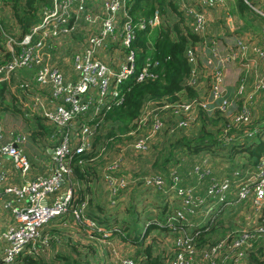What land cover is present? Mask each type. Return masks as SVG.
Masks as SVG:
<instances>
[{
	"label": "rangeland",
	"instance_id": "374dc122",
	"mask_svg": "<svg viewBox=\"0 0 264 264\" xmlns=\"http://www.w3.org/2000/svg\"><path fill=\"white\" fill-rule=\"evenodd\" d=\"M16 1L17 3L15 0H0V26L5 35L13 38L21 36V26L19 27L16 24L12 11L14 8L16 11V5L18 6V9L21 8L23 0ZM196 1L197 0H172L175 6L178 7V10L183 13L184 10L189 7H192L195 10ZM237 1L238 0H218L217 4H219V9L218 12L214 13V15H216L214 18L217 19V28H212L211 32H208L210 29L209 19L205 15L204 21L202 17L201 22L199 24L196 23L193 33L202 39L218 40L226 45H231V47H234L235 44H238L239 42L243 49L237 54V58H251V60H254L252 57L253 47L259 45L258 40L261 35V30L264 27V22L259 18L260 15L264 16V0H253V3H247L244 1L247 5L244 4V6L247 7V9H244L242 12H238L235 7L237 6ZM101 2L102 0H91L94 7L92 8L91 5H87V7L92 8L93 12H98ZM220 6H223V8ZM121 19L120 15L118 18L120 23ZM160 20L162 21L157 20L156 26L163 22V17L160 18ZM81 26L83 28H81ZM74 31H76V36L62 38L60 40V45L64 41H70L72 48L66 52V55L70 54V57L77 48L78 41L76 42V39L80 38V35L78 34L85 35L88 33L83 24L76 27ZM119 31L120 27L118 26L114 34H118ZM61 48L62 46L59 47V49ZM109 51L115 53L112 54ZM56 53H58V51H56ZM61 55L60 52L57 60L59 64L64 63V60H61ZM124 55L125 54L121 51L120 45L109 43L108 48L98 52L97 56L100 60L111 64L112 62H117L116 60H112L113 57L120 59L122 56L124 57ZM207 60H209V58H207ZM237 60L238 59H236L235 63L239 64V61ZM261 65L262 64L257 63L255 74H244L242 72L240 73L239 78L233 80V82L232 78H229L227 82L225 81L226 76L224 69L227 67L220 69L224 76V83H227L231 89L230 99L235 102H232L234 105L233 110H241L242 106V109H245L248 118V123L246 125H244L245 122H235L236 113H239V111L233 114L229 113L230 115L227 116L223 111H220L217 106H209L211 110L210 113H207L204 109L198 106L199 102L186 103L188 102L186 100H181L179 107L174 109V112H179L178 114H173L171 112L170 115L166 112L170 110L145 102L146 104L142 107L139 115L136 130L124 136H117L116 133H113L106 127V124L101 123L99 133L102 136H99L100 141L95 143V152L91 148L94 140L92 141V144L89 143V146L81 144L78 147V149L82 151L81 154H91L94 152L95 156L94 158L92 157L93 159L90 162L85 161L78 164L80 169L88 170L86 180H83L82 182L74 181L71 171L73 167L70 162H68L67 165L71 173L69 172L70 174H68L64 180L68 182V185L64 186L55 197L56 199H63L67 192H71L72 196L75 193L76 197L79 198V200L83 199L81 202L84 203L76 206L77 209H81L80 214L76 212V219H80V217H78L80 215L90 216L91 213L96 219V223L105 229L112 228V226H106L105 221L107 220V222H109L111 220L109 219L111 215H116L118 225L115 228L119 229L120 227L123 229L125 239L121 240L118 236L121 241L115 245L117 246V250H115L117 251V254L114 258L109 250L106 251L107 246L103 243L102 245L100 244V247H102V253L100 255L97 253L93 256L87 246H93L91 244L93 243V240L95 239L98 241L100 238H87L82 235L83 233L78 232V234L73 231V229L56 233L55 231L52 232L50 225H45L39 230V236L41 240H45L46 247L43 249L38 247L36 256L32 257L35 259L41 258V261L44 264H69L72 261L79 264H122L123 261H131V264H139L137 260L135 261V255L133 254L135 250L130 252L129 246L124 247L121 245V243H128V245H130V242L134 240V245L136 246L140 244V247L142 248L151 246L152 257L157 256L160 259L159 264H170L173 241L177 235H191L192 233H196L205 223L207 224L210 222L211 217L215 218L221 216L220 220L213 224V227L216 228L215 233H213L212 227L211 232L210 230L205 229L206 236H203V238L202 234H199L205 243L201 247L195 245L197 255L193 252V259L201 261L202 264H246L247 257L240 258V262L238 258L235 257L237 245L234 241L240 240L243 236H248L250 232L253 234L254 231L258 232V222H260L261 215L259 212L264 207V200L262 199L259 202H255L254 198L249 196L247 201L235 204V197H229L228 193L220 197H210L207 192L211 185L217 187L222 185V188L229 192L231 186L235 189L238 183L253 179L252 177L255 175V173L252 172L255 169V162L253 164L251 163L252 165L249 166H240V164L245 162L246 158L241 155V145L244 144L243 147H246L250 139H254L253 143H257L255 136H259V140L264 143V132H262L264 130V89L260 91V87L257 89L255 88L256 84L259 82L258 69ZM21 73H24L25 77H28L29 79L33 74L31 69L19 70L15 74ZM192 81L193 87H195L193 91L196 94V98L199 101L205 100L208 96L211 84L210 75L194 71ZM28 82L31 87L30 92L38 94L37 96L40 99H42V97L46 99L47 90H38V88L32 84L31 80ZM225 88V92L223 91L224 93L222 94L223 96L228 94V88ZM6 93H10V96L13 97L10 98L12 99L13 110L18 102L17 97L20 99L21 103L26 104L27 106L30 105L29 93L9 91L8 88L6 89ZM225 105L227 106L228 103L226 102ZM10 107L2 106V109L6 113H10ZM39 113L40 110H37V112L31 116L28 114L24 116L22 111H18L17 117H20V114L23 116L20 119V123L24 124V126H28L29 122L34 126V133L29 134V136L33 137L36 145L45 148L46 141L43 136H46V134H44V130L36 123L48 127L49 130L50 126L46 121L44 122L37 117L39 116ZM163 113H166L167 117L163 116ZM89 116L90 114H87L83 119L88 120ZM168 117H171V122L175 124V126L179 123L178 128L184 129L182 133L185 135L180 134L181 130H177L175 133H167L166 135L163 131H159L160 133L158 134L151 133L152 128L156 130H158V127L162 128ZM23 118H25V120ZM100 118L101 116L98 117V119ZM254 122L257 123L258 127H262V130L258 131V133L248 135L249 133L247 132H250V126H254ZM223 124H225V129L223 131L224 134L227 133L230 134L229 136L235 137L228 141L225 138L227 136H222L221 139H225L222 140V143H220L221 145L213 147V151L217 153L214 157H211L210 154L206 155L205 153H199L197 156H188L186 152L180 154L175 151L171 154L169 161L164 165L162 164L167 156L166 152L169 145L179 142L180 139L184 138H189L187 139L188 141L191 140L198 133L201 126H203L205 132H211L206 125H214L215 128L219 130ZM230 129L235 131L231 132L229 131ZM217 133L218 132H211V135L218 136ZM107 134L111 136H107ZM50 137L54 140L53 142L59 140V136ZM93 137H95V133L92 135L91 139H93ZM142 139H145L144 145L142 143H138V145L135 144V142ZM61 141L67 143V140L65 139ZM232 142V146L237 145L235 148L237 149V152H239V154H236L233 157L228 153L229 149L232 147L230 146ZM253 143L252 145L254 147L255 144ZM67 146L68 148H71L69 144H67ZM141 146L144 148H141ZM52 150L53 149L48 152L51 154ZM218 154L220 156H218ZM202 155H205V159L208 160L206 162L208 164L207 166L201 161ZM261 156L262 155L258 158ZM246 167L248 168V171L244 173L241 172V170L245 171ZM250 169H252L251 172ZM230 173L232 175V181L226 178L229 177ZM235 173H243L244 176L240 180L239 175L234 177ZM108 174L113 178L120 180L112 185L109 182L111 177ZM156 177L160 180H151ZM156 181L161 183L159 187L156 186ZM176 189L183 192L186 198L183 196L180 197L182 199L177 198L175 194ZM183 198L188 202L197 203L196 210L193 211L192 215H186V212H184L185 215L183 216L182 214L181 216L183 220L178 222L179 226H181L180 224H183L182 229L185 234L182 232L178 234L177 231L171 233L170 230L172 231L174 228L170 225L169 232H165V235H163L160 228L165 225L163 218H165L166 221H169L168 217L165 216V214L169 213L167 210L170 209V212L173 213L172 208L178 207L180 203H183ZM164 201L167 204V208L162 212L164 207L162 203ZM68 215H70L71 218L72 214L68 213ZM76 219H72V222L76 223ZM120 221L123 223L120 224ZM213 221H211V223ZM153 222L159 227L158 228L154 225L157 230L153 228ZM109 223H112V221ZM145 225H147L149 230L153 232H150L149 234L147 233L148 236L146 235L147 237L143 243L144 239H141V235L145 229ZM82 227L86 229L84 226ZM50 232H52L51 235H49ZM249 244L250 249L255 246L253 253L264 255L263 234H257ZM212 245H214L212 249L206 250ZM46 248L48 250L45 253ZM142 248L140 250L141 254H143ZM231 248L236 249L232 250ZM241 250H243V248H241ZM200 251L205 252L198 255ZM45 254H47V256ZM129 255L132 260L129 259ZM204 255L207 256V258L202 259ZM24 256L26 255L16 257L10 264H20V258ZM109 256H111V258ZM256 257L261 259L260 256ZM98 259L103 261L97 263L96 260ZM0 264H2L1 259Z\"/></svg>",
	"mask_w": 264,
	"mask_h": 264
},
{
	"label": "built area",
	"instance_id": "2783aa9c",
	"mask_svg": "<svg viewBox=\"0 0 264 264\" xmlns=\"http://www.w3.org/2000/svg\"><path fill=\"white\" fill-rule=\"evenodd\" d=\"M48 1V6H42L39 9L38 22L30 26L27 32L20 37L13 38L5 35L0 26V85L7 86L9 91H17V86H10L13 75L19 70L31 69L33 74L29 80L38 90L49 88V101L47 97L46 99H40L37 96L38 94H35L34 98L36 100L30 101L29 107L21 101L18 104L22 109H28L31 115L40 110L37 117L44 122L46 121L50 126H54L56 136H59V140L50 154V169L47 176L34 177L29 182L12 186L6 181L7 178L0 170V186L7 185L3 189V193L12 196V204L8 203L6 207L10 208L15 221V227L9 228L0 237L1 241L6 243L0 258L2 264H10L16 257L21 255L36 256L38 247L42 249L46 247L45 240H41L39 236V230L43 226L56 217L67 216L68 213L73 214L75 219L77 218L76 212L80 214L81 209H73L76 200L75 193L72 196L71 192H67L63 199H56L55 197L64 186L68 185V182L64 181L71 173L67 164L74 155L82 153L78 149L81 144L89 146V143H91L90 139L98 122H100L98 117L102 109L109 108L105 105L109 102H115L118 105L121 101L122 96L120 95L119 85L124 79L132 75L134 70V58L130 50V44L135 36L134 28L145 30L148 27L151 29L156 26L157 20H159L158 15L154 14L152 19H140L132 24L125 11V2L128 0H102L98 12H93L94 4L91 3V0ZM217 3L218 0H197L195 10L192 7L184 10V13L192 20L190 25L192 33L196 23L199 24L202 17L204 21L205 11L217 9L219 7ZM87 5H91L92 8H88ZM120 15L122 18L121 23L118 21ZM80 24L85 26L88 33L85 35L78 34L80 38L76 39V42L78 41L77 48L70 61L75 79L66 82L58 68L52 66V57L59 41L62 38L76 36L74 29L79 27ZM118 26L120 31L118 34H114ZM81 28L83 27L81 26ZM67 42L72 48L70 41L67 40ZM258 42L259 45L253 47L252 51L254 60H251V58H237V54L243 49L239 42L231 47V45H226L218 40L202 39L201 43L195 48L188 49L185 56L192 68L190 75L192 89H195L192 81L194 71L210 75L211 84L205 100L199 101L195 97L194 100L186 103L199 102L198 106L207 113H210L211 110L209 106H217L227 116L239 111V113H236L235 122H245L244 125H246L248 118L245 109H242L243 106L241 110H233V103L235 102L230 99L231 92L225 96L222 95L227 85L224 83V76L220 69L231 66L236 67L233 74L234 80H236L242 72L244 74H255L257 63H260L262 65L258 69L259 82L255 88L260 87V91L263 90L264 27L261 30ZM109 43L120 45L121 50L125 53V65L120 66L119 71H113L108 63L100 60L97 56L98 52L108 48ZM236 59H238L239 64L235 63ZM152 64L155 66V62L152 63L146 59L136 75L135 82L140 83L151 77L148 68ZM29 80L18 83L20 84L19 92H29L31 90L29 89ZM10 98L13 97L10 96ZM49 102L55 103L52 109H47L44 106H48ZM226 102L228 103L227 106L225 105ZM179 103L181 102L179 101L177 105L171 107L173 109L171 110L172 113H179L174 112V109L179 107ZM162 108L168 109L169 107L164 106ZM87 114H90L89 119L84 120L83 117ZM178 124L176 127H178ZM1 126L0 123V160H9L20 177L24 178L29 175L31 170L30 163L21 149L25 137L15 134L13 137L7 138ZM158 130L152 128L151 133L155 134ZM247 133H249L248 135L252 134L251 132ZM5 138L6 141H4ZM63 139L67 140V143L61 141ZM144 141L145 139L138 140L135 144L142 143L144 145ZM67 144L71 148H68ZM141 148L144 147L141 146ZM261 155L255 164L253 179L237 184L235 191L236 204L247 201L249 196H252L255 202L264 200V155ZM108 175L111 177L109 182L112 185L120 180L113 178L110 174ZM151 180L160 179L156 177ZM155 184L159 187L161 183L156 181ZM175 194L177 198L181 196L186 198L184 193L178 189L175 190ZM207 194L210 197H220L227 194V191L222 188V185L218 187L211 185ZM196 205L197 203L188 202L184 199L183 203L179 204L180 209L173 211L172 215L168 217L167 226L171 225L172 227L171 222L178 223L182 221L181 216L182 214L185 215L184 212H186V215H192L193 211L196 210ZM259 213H261L259 228H257L259 233L256 231H254V234L250 232L248 236H243L240 240L234 241L237 245L235 257L238 260L241 258V248L248 249L250 247L249 242L257 234L261 233L264 236V207ZM212 219L211 217L210 221H213ZM76 223H79V221L76 220ZM89 226L95 228L91 222ZM179 229L178 234L180 232L185 234L182 228ZM195 234H198V232ZM195 245L196 241L193 242L191 235H177L173 241L170 264H202L201 261L193 259V252L197 255ZM213 246L208 247L206 250L212 249ZM205 251H200L198 255ZM205 258L207 256L204 255L202 259ZM131 263V261L122 262V264Z\"/></svg>",
	"mask_w": 264,
	"mask_h": 264
},
{
	"label": "trees",
	"instance_id": "16d2710c",
	"mask_svg": "<svg viewBox=\"0 0 264 264\" xmlns=\"http://www.w3.org/2000/svg\"><path fill=\"white\" fill-rule=\"evenodd\" d=\"M244 1L247 3H253V0H238L237 6H235L238 12H242L244 9H247V7L244 6ZM15 2L17 3L16 0ZM48 3V0H23L21 8L18 9V6L16 5V11L14 8L12 15H14L13 17L16 24L19 27L21 26V35L27 32L30 26L38 22L40 7L48 6ZM125 11L130 21H132V24H135L140 19H152L154 14H157L159 18L163 17V22H161L157 27L155 26L151 29L148 27H146L145 30H138L134 28L135 36L134 40L130 44V50L132 51L134 58V70L132 75L124 79L119 85L120 95L122 96L120 103L117 105L115 102H109L105 105L109 108L102 109L100 113L101 118L99 119L100 122H98L94 130L95 137L91 139V144L94 140V143L91 146L93 151L95 143L100 141L99 136H102L99 133L101 123L106 124V127L113 133H116L117 136H124L136 130L141 109L147 102L160 107L168 106V110L170 111L166 112L168 115H170L171 110H173L171 107L177 105L179 101H192L196 97V94L194 93L190 84L192 68L187 62L185 53L188 49L190 50V48H195V46L200 44L202 38L192 33L190 26L192 22L191 18H189L182 11L178 10V7L175 6L172 0H128L125 2ZM259 18L264 22V16L260 15ZM146 59H148L149 62H155V66L152 64L148 68V72L151 77L144 79L140 83H137L135 82L136 75L138 74L140 67L145 63ZM167 114L163 113V116L167 117ZM253 125L254 126H250L251 133H258V131L262 130V127H258L256 122H254ZM206 126L211 132H218V136H212L211 132H205L203 130V126H201L198 133L191 140L188 141L187 139L189 138H184L180 139L179 142L169 145V148L166 152L167 156L165 160H163L162 164L164 165L166 162H168L171 154H173L175 151L179 152L180 154L186 152L188 156H197L199 153H205L207 151L211 157H214L217 155V153L213 151L214 146L221 145L220 143H222V140L225 138L230 141L233 137H235L229 136L230 134L227 133L223 134L225 124H223L219 130L216 129L214 125ZM39 127L45 131V126L42 124H40ZM177 130H181L180 134H184L182 133L184 129L176 127L175 124L171 122V117H168L164 126L156 133L158 134L160 133L159 131H163V133L166 135L167 133H175ZM55 131L56 128L54 126H50V130L48 129L47 133L54 135ZM229 131L233 132L235 130L230 129ZM262 132H264V130ZM107 136L111 135L107 134ZM222 136L227 137L221 139ZM255 139L257 140V143H253L254 139H250L246 147H243L244 144L241 145L242 153H246H241L243 157H246L245 162L248 164H253L255 162L254 165L259 159L258 157L261 154L264 155V143L259 140V136H255ZM252 143L255 144L254 147ZM232 145L233 142L230 144V146ZM236 146L237 145L232 146L229 149L228 153L232 157L236 154H239L235 148ZM94 152L91 154L74 155L72 157L70 164L73 168L71 171L73 178L77 182L86 180V177L88 176V170L80 169L78 164L85 161L90 162L95 157ZM218 156L220 155L218 154ZM82 200L83 199H80L75 203L77 205L79 203L84 204L81 202ZM162 204L164 205L162 212H164V210L167 208V204L165 201ZM178 208L180 209L179 205L178 207L172 208V210L176 211ZM167 211H169V215L165 214V216H171L172 213L170 212V209ZM220 217L221 216L213 218L214 221L212 223L211 221L207 224L205 223L204 226L199 228L198 234H191L193 242L196 241L197 247H201L205 243V241L202 239L203 236H206L205 229H208L211 232L213 224L217 223L218 220H220ZM109 219H111V217ZM163 219L165 225L160 228V231L163 232V235H165V232H169V227L166 224L167 221L165 218ZM105 222L106 226H113L112 223H109L111 220L109 222L106 220ZM121 223L123 222L120 221V224ZM170 224H172V227L174 228V230H170L171 233L180 230L178 227L182 228L183 225L180 224L181 226H179L177 222H171ZM154 225L155 222H153L152 226L156 229L158 226L155 225V227ZM147 227L148 226L145 225V228ZM121 231L122 230L118 232L114 231L113 235L121 233ZM215 231L216 228L213 227V233H215ZM199 234H202V238ZM119 237L122 240L123 237ZM140 245H138L139 248L136 251L137 256L142 258V262H140V264L160 263V259L157 256L152 257L151 246L142 248ZM141 248L143 254L140 253ZM249 249L250 248L243 249L241 251V258L247 257L246 264H264V255H257L253 253L255 246H253L252 249ZM256 256H260L261 259H258ZM20 261V264H44L40 259H35L32 256H24L20 258ZM73 263L71 262L69 264Z\"/></svg>",
	"mask_w": 264,
	"mask_h": 264
},
{
	"label": "crops",
	"instance_id": "0c3cea01",
	"mask_svg": "<svg viewBox=\"0 0 264 264\" xmlns=\"http://www.w3.org/2000/svg\"><path fill=\"white\" fill-rule=\"evenodd\" d=\"M93 5V4H92ZM221 8H223V6H220ZM218 9L215 10H211V11H205L206 17L209 19V27L210 29L208 30V32H211L212 28H217V19L214 18V13L218 12ZM160 20V18H159ZM224 20V18H223ZM157 27V26H156ZM209 34V33H208ZM62 46L61 49H59V47ZM71 49L70 45L68 44L67 41H64L61 45H60V41L58 46L55 48V52L53 54V67L58 68V70L61 72L62 76L65 78L66 82L71 81L75 79V75L71 70V57L70 54L66 55V52ZM56 51H58V53H56ZM61 52V60H64L63 64H59L58 63V58H59V53ZM112 54H114L115 52L113 51H109ZM64 53V54H63ZM113 61H117L112 62L109 66L112 67L111 69L113 71H117L119 69L120 66H124L125 65V60L124 57L122 56L120 59L117 57H113L112 58ZM115 66V67H114ZM119 71V70H118ZM225 71V76H226V82L229 80V78H232V82L234 80L233 74L236 71V67H227L226 69H224ZM15 76V77H14ZM24 80H29L28 77H25L24 73L21 74H15L13 75L11 82H10V86H17L18 90L17 92H19L20 88L18 84L19 82H22ZM227 87H228V93L231 92V89L229 87V85L226 83ZM3 87H0V104H1V111H0V123H1V128L5 134V137L10 138L13 137V135H20V136H24L25 137V142L21 145V149L22 152L24 154V156L27 158V160L30 163L31 166V170L28 176L22 178L20 177V175L18 174V172L13 168L11 162L9 160H0V170H2L4 176L7 178L6 181H8V183L12 186H18L20 185L22 182H29L32 178L34 177H45L48 175L49 173V169H50V151L54 145H56V142H53L54 140L51 139L50 136H56V133L53 135L51 133H47L48 131V127H45V134L43 138L46 141V146L45 148L39 145H36L34 139L32 136H29V134H33L34 133V126H32V124H28V126H24V124L20 123V119L21 117H23L20 114V117H17L18 115V111H22L23 115L26 116L27 114L29 116H31L30 112L28 109H22L18 102L20 101V99L17 97V104L13 110L12 108V99H10V95L9 93H6V89L7 86L5 85H0ZM29 89H31V87H29ZM41 90H47V100H48V96H49V88H45V89H41ZM31 91V90H30ZM21 92V93H29V100L32 101L33 99L36 100V98H34L36 95L33 94V92ZM44 99V97H42ZM49 101V100H48ZM59 102V100H58ZM26 105V104H25ZM55 103L50 102V105L45 107L47 109H52L54 107ZM2 106L5 107H10V113H6L5 111H3ZM27 106V105H26ZM20 107V108H19ZM29 107V106H28ZM9 115V116H6ZM25 120V118H23ZM38 126L40 125L39 123H36ZM36 127V126H35ZM20 128V130H19ZM37 128V127H36ZM38 130V128H37ZM39 131V130H38ZM194 135V134H193ZM4 141H6V138L4 139ZM205 154L207 155V151L205 152ZM205 155H202V163L205 164V166H207L208 164L206 163L208 160L205 159ZM204 158V159H203ZM181 162V161H180ZM219 162H224V161H219ZM242 165H252V164H248L247 162H243V164H240V166ZM223 166V165H222ZM192 169V168H191ZM231 171V170H230ZM233 171V170H232ZM248 171V168L246 167L245 171L241 170V172H246ZM252 171V169H250V172ZM253 172V171H252ZM233 173V172H231ZM231 173L229 174L228 180L232 181V175ZM243 173H235L234 177H237V175H239L240 180L241 178L244 176ZM74 181H76L74 179ZM77 182V181H76ZM140 183V182H139ZM139 185V184H137ZM5 186L7 185H1L0 186V237L1 235L6 232L9 228H13L15 227V221L14 218L11 214L10 208L6 207V205L8 203H11L12 200V196L6 193H3V189L5 188ZM136 188H142V187H136ZM235 191L236 188L234 189L232 186L230 187V191L227 192L229 194V197L233 198L235 197ZM79 200V198L76 199V202ZM232 201V200H231ZM236 204V203H235ZM86 209V208H85ZM95 215V214H94ZM85 216V217H84ZM96 216V215H95ZM80 219H76V220H83L82 222L79 223H75L72 222V219H74V217L70 215L64 216V217H58V218H54L53 220H51L50 222V229L53 231H55L56 233L60 232H64L66 230H71L73 229V231L75 232H81L83 233L82 235L86 236L87 238L89 237H97L100 238L98 239V241H96L95 239L93 240V243H91L93 246H87L88 249L92 252L93 256L96 255L97 253H99V255L102 253V247H100V244L102 245V243L104 245H106V251L109 250L110 253L112 254V257L114 258L117 254V245L118 242H120V239L118 236H122V239H125L124 237V232L123 229H121L119 227V229L115 228L116 225H118L117 223V217L116 215H111V221H112V228L110 229H105L102 228L101 226H99L96 223V219L92 216V214L90 213V216L88 215H80L79 216ZM98 217V216H96ZM116 217V218H115ZM93 223L95 228H91L89 226V223ZM81 225V226H80ZM82 226H84L86 229H84ZM121 231V233L115 234L113 235V232L116 231ZM153 230V229H152ZM155 230V229H154ZM52 232H50L49 235L52 234ZM150 232H153L151 230L148 231V227L145 228V230L143 231L142 235H141V239L143 240V243L146 239V237L148 236L147 233L149 234ZM79 234V233H78ZM126 234V232H125ZM147 235V236H146ZM156 235V234H155ZM107 237V239H106ZM157 237V236H156ZM50 238V236H49ZM105 238V239H104ZM92 240V239H91ZM135 241L132 240L130 242V245H128V243H121V245H123L124 247H130V252H133V250H135V252H133V254L135 255V261L137 260V262H142V258L140 256H137L136 251L138 250L139 246L134 245ZM6 247V243L4 241H1L0 239V258H1V254L3 252V249ZM104 247V246H103ZM47 248L45 249V253L47 252ZM47 256V254H45ZM111 258V256H109ZM41 260V258H39ZM129 259H131L130 255H129ZM97 263L103 261V260H96ZM76 263L75 261H72V263ZM73 263V264H74ZM79 264V263H76ZM138 264V263H137Z\"/></svg>",
	"mask_w": 264,
	"mask_h": 264
},
{
	"label": "clouds",
	"instance_id": "9594fccd",
	"mask_svg": "<svg viewBox=\"0 0 264 264\" xmlns=\"http://www.w3.org/2000/svg\"><path fill=\"white\" fill-rule=\"evenodd\" d=\"M122 52H124L123 50H121ZM125 54V53H124ZM105 62V61H104ZM107 63V62H106ZM110 65V64H109ZM112 68V67H111ZM45 106V105H44ZM76 196V195H75ZM76 199H77V197H76ZM75 202H76V200H75ZM74 202V205H73V209H75L76 208V206H77V204ZM80 204V203H79ZM78 204V205H79ZM75 206V207H74ZM72 217H74V215L72 214L71 215ZM64 217V216H63ZM56 218H58V217H56ZM79 222H82L83 220H78ZM46 225H50V222L48 223V224H46Z\"/></svg>",
	"mask_w": 264,
	"mask_h": 264
}]
</instances>
